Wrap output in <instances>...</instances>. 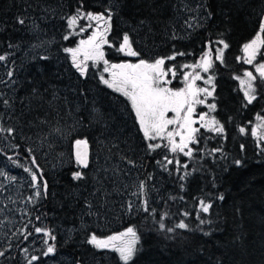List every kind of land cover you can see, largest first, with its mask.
Returning a JSON list of instances; mask_svg holds the SVG:
<instances>
[{"label": "trees", "instance_id": "obj_1", "mask_svg": "<svg viewBox=\"0 0 264 264\" xmlns=\"http://www.w3.org/2000/svg\"><path fill=\"white\" fill-rule=\"evenodd\" d=\"M175 1L177 2L110 0L114 5V14L109 39L118 47L122 34L129 32L134 40L133 47L141 52L139 58L148 57L151 60L154 57L170 56L174 52H185L187 55L183 57L193 61L208 47L209 41L223 39L229 44V48L225 50L224 63H219L212 69L215 74L213 98L217 106L214 116L224 125L225 131L222 135L215 136L202 134L200 144L193 146L197 149L193 158L176 156L181 164L188 165L186 171L190 175L185 180H179L183 170L177 173L175 164L168 165L169 171L157 164V161H162L166 155L164 149H158L151 154L144 152L140 145L138 127L126 102L113 96L95 77L75 79L74 73L69 72L68 60L52 59V53L47 54L50 57L48 60H36L22 68L18 77L19 87L13 96L16 99L15 111L11 113L13 119L9 120V113L0 108L6 124L17 128L16 138H8L6 141L10 145L9 149L16 150V156H30L26 151L29 147L33 149L31 156H35L34 146L28 145L24 140L29 142L34 133L43 134L46 130L47 125L40 124L36 118L46 117L55 124L57 121L59 125L63 124L69 114L67 110L71 109L69 92L72 91L76 95L83 93L87 97L86 100L93 99L92 109H99L111 117L106 130L109 133L115 132L117 136L113 139H117L119 143L118 147L111 148L113 152L109 151L110 148L106 149V152L118 157L139 154L136 165L141 172L138 174L136 190L141 180L147 181V206L150 209L145 212L143 197L136 196L132 210L125 207L115 226H103L100 232L90 231L99 238H106L123 232L128 227H134L139 236V251L131 264H264V151L261 150L264 143L256 146L248 133L254 119L264 117V86L258 88L257 100L246 105L239 82L234 79L235 76H242L244 70H248L241 61L240 53L243 45L255 38L260 13L264 9V0H198L204 5L205 14L211 12L212 17L206 19L202 30L194 33L184 43L174 39V33L173 36L167 34L166 26L173 17ZM78 3L79 0H0V54H6L12 49L8 47L9 42L20 46L29 43L27 29L16 24L15 18L18 15H27L39 23L41 8L48 9L50 14V21L44 24V27L48 35L55 36L54 48L72 47L74 37L67 41L63 39L67 26L65 20L60 17L74 12ZM83 3L86 11L93 12H102L108 6L106 0H83ZM142 20L145 21L144 24L140 23ZM133 30H138L137 35ZM136 39L147 48L136 46ZM104 50L111 63L121 59L115 47L105 46ZM261 51H264V47ZM176 59L170 61V64ZM171 87L177 88L178 85L172 84ZM33 88L39 90L45 101L52 99L53 92L59 99L49 107L47 103L33 98ZM21 99L24 103L20 102ZM77 112L76 119L80 120V131L74 133L72 139H87L93 148L92 134H99L96 127L99 124L90 122L91 112ZM86 120L90 122L89 126L93 125L97 130L96 134L88 132L90 128ZM240 127L246 129L244 134L240 133ZM13 143L18 144L19 148H12ZM68 143H71L70 138ZM68 143L64 148L65 153L63 151V156L68 158L66 167L54 172L45 171L43 174L48 182V195L36 209L42 215V224L56 236V240L52 241L56 251L49 256L50 260L43 263L44 260L40 258L36 264H67V256L70 260L72 258L68 264H76L77 261L79 264H123L115 251L95 249L87 243L90 234L89 221L82 219L79 223V211L86 198L83 189L88 186V167L73 165L71 144L69 146ZM220 147L223 149L222 154H209L212 149ZM236 160H240L241 164H235ZM76 171L83 172L85 178L81 181L73 180L72 174ZM105 177L109 179V175ZM220 194L224 196L223 201L216 199ZM75 195L80 196V199ZM199 199L211 200L214 205L211 215L204 217L211 219L212 224L201 226L205 231H212L210 236H204L196 230ZM151 209H155V212ZM185 211L191 215L184 217ZM165 212L169 213L165 219L167 226L172 227L183 219L193 230L178 229L179 236L175 240L167 239L166 234L159 230V220ZM70 227L75 231L79 227L80 229L77 233L74 232L69 240H62L58 230ZM9 264L15 262L11 260Z\"/></svg>", "mask_w": 264, "mask_h": 264}, {"label": "snow or ice", "instance_id": "obj_2", "mask_svg": "<svg viewBox=\"0 0 264 264\" xmlns=\"http://www.w3.org/2000/svg\"><path fill=\"white\" fill-rule=\"evenodd\" d=\"M183 10L188 12H199L200 8L204 7L202 4H197L195 7L189 6L183 3ZM127 6V5H124ZM113 7L114 5L109 4L108 7L102 12L86 11L83 0H79L78 6L71 14H65L60 18L65 20L67 26V34L63 36L65 41L69 40L73 35L79 36L89 29H92L91 33L86 39H80L75 47H65L63 52L68 54L71 62V67L75 69L76 73L80 77L86 78L89 72V62L92 63V67H97L103 64L102 72L99 76L100 83L113 89L115 92L120 93L129 102L132 112L134 113L136 123L139 126L140 132L143 134V139L146 142V150L149 154L155 152L158 149H167L172 154V158L168 155H164L162 161H157V164L165 171H169L168 165H176V172L180 173L183 170V174L179 175V180L183 181L190 175L186 171L188 165L181 164L180 160L176 158V154H182L185 157L193 158L197 149L194 145H199L202 134L201 129L206 132L215 133L216 135H222L225 131L224 125L216 118L211 115L216 110V103H208L209 97H213L215 92L214 76L209 75L205 79L201 72L209 73L215 67V61H219L221 64L225 61V50L229 48V44L223 39L217 41H209L207 50H205L198 61L191 64L181 65V69H191V71H181L183 86L180 88L170 87L172 81L177 78V68L175 65L166 67V62L175 60L177 56L187 55L185 52H174L172 55L167 57H157L153 60H147L141 57V52L133 47L134 40L129 32H124L120 38L119 46L116 47L114 43L109 39V35L112 32V18H113ZM48 11V9H45ZM212 13L207 12L206 19H211ZM81 21H87L89 23L82 24ZM16 24L27 29L28 32L32 33L36 37V43L30 45L33 49L45 48L49 43L46 40L40 39V33L43 31L39 24L36 23L35 19L27 15H18L15 18ZM144 24L145 21H140ZM184 24L188 28L201 26L198 23L197 16H190L185 19ZM264 9L260 13L258 22V31L256 32L255 38L250 42L243 45V51L245 53L244 63L253 65L255 73L253 71L244 70L243 76H235L234 79L240 83V89L243 91L244 101L246 105L252 104L253 101L257 100L258 88L264 86V60L257 61V56L264 57V51L261 48L264 47ZM220 45V47H215ZM20 45H13L11 42L8 43L9 48H18ZM105 46L109 48L115 47L116 51L124 54L128 57L139 58L137 62H121L111 63L106 58ZM13 53L0 54V62H6ZM214 56V59H213ZM50 57L47 55H34L33 60H48ZM239 59V58H238ZM15 63L14 61L12 62ZM199 69L200 71H196ZM104 73H108V78L105 77ZM15 75L14 69H9L6 72L8 80L0 79V84L8 85L9 83L15 84L16 80L13 79ZM211 87H201L197 81H201ZM259 81V84L257 83ZM32 96L34 99H38L41 102L47 103L49 107L59 99V96L53 92L52 99L45 101L43 95L38 89H32ZM24 103L23 99L20 100ZM66 102V98H65ZM16 99L9 97L6 92L0 91V108L4 112L9 113L8 119H13L11 113L15 111ZM31 101H29V106ZM197 105H204L208 111H202L197 113ZM40 124L48 125V132L44 134L43 139L47 140L49 136L55 137L57 135H63V130L59 126V122L53 124L46 117L41 119L36 118ZM111 119L110 116H106L104 112L99 109H92L89 115V120L95 124H103L105 128L108 127V121ZM258 119L264 121V117H258ZM77 123H80L78 120ZM199 127H195V125ZM264 127V124L257 125L251 129V135L258 137L261 141H264V136H260L258 129ZM119 131V130H118ZM239 131L241 134L246 132L244 127H240ZM17 128L6 124L4 119V113L0 112V139L7 140L16 138ZM163 142V143H161ZM76 161L81 168H87L89 166L87 157V139L75 140ZM81 146L85 151H81ZM113 147L118 145L113 142ZM12 148H19L18 144L13 143ZM243 148V145H241ZM264 151V147L261 148ZM26 151L31 156L33 149L27 148ZM110 151V150H109ZM223 153L222 147L214 148L211 150V154ZM12 163L16 164V161L12 157L8 158ZM122 160H126L128 164L135 166V161L128 159L125 156H121ZM31 163L36 166L37 170L32 168L24 167V171L28 172L31 176V187L35 190L26 198L28 204L36 205L41 199L46 198L48 195V182L44 179L42 172L39 170V165L36 162L34 156L32 157ZM237 165L241 164L240 160L234 162ZM17 167L22 165L17 164ZM107 171V169H105ZM120 171L119 167L113 169L114 174ZM171 174V173H170ZM0 176L7 177L10 181H14L16 177L8 176V174L0 169ZM73 180L81 181L85 178V174L81 171H76L72 174ZM148 179H151L149 175ZM127 187V186H125ZM183 188V184H181ZM133 196L143 197V210L145 212L150 211L148 208L147 198V181L141 180L137 186V190L132 192ZM9 200L12 198L9 196ZM175 199V197H172ZM182 199V197H181ZM216 199L220 201L224 200L223 194H220ZM15 203V201H13ZM134 202L128 203V209L131 211ZM91 207V205H89ZM213 202L211 200L199 199L198 200V212L196 219L198 220L197 229L204 236H210L211 230L205 231L203 225L212 224L211 219H205V215L210 216L213 210ZM3 211V209H0ZM155 212V209H151ZM25 216H31V213L24 210ZM191 213L185 211L184 217H188ZM169 216V213L165 212L161 215L159 220V230L166 234V238L169 240H175L179 233L177 230L192 231L190 225L181 219L174 226L169 227L165 223V219ZM34 219L36 221L42 220V215L37 214ZM31 225V228L29 227ZM19 235L27 240L29 236L33 234L42 235L46 237L43 243L46 245V250L43 251L42 255L47 257L54 254L56 246L54 243L49 241H55L56 236L52 234V230L45 227L43 224L33 225L32 220L29 219L22 228L18 229ZM16 235V233H13ZM181 239H183L181 237ZM139 242V236L137 230L134 227H128L123 232H119L110 235L106 238H99L95 233L91 234L87 239V243L93 245L97 249H111L119 254V259L123 261V264H131L134 256L139 251L137 247ZM11 247V245H9ZM7 250H0V257H4ZM25 253L28 252L27 248H24ZM38 256H31L28 259V264H33V261L39 260ZM79 264V261L76 262Z\"/></svg>", "mask_w": 264, "mask_h": 264}, {"label": "rangeland", "instance_id": "obj_3", "mask_svg": "<svg viewBox=\"0 0 264 264\" xmlns=\"http://www.w3.org/2000/svg\"><path fill=\"white\" fill-rule=\"evenodd\" d=\"M106 2L108 3V6L109 4H111L110 0H106ZM183 3H186L192 7H195V5L197 4H201V2H199L198 0H183ZM172 13H173L172 14L173 17L166 26L167 34L173 36L174 33V36L176 37L174 39L179 40V42L181 43L186 42V40H188V38H190L194 33H196L199 30H202L203 26L206 23V18H205L206 14L204 12L203 7L200 8L198 13L188 12L183 10L182 0H177V2L173 6ZM190 16H197L198 23L201 26L188 28L184 24V21ZM39 18H40L39 19L40 22L38 23V21L36 20V23L39 24L40 28L43 30L40 33V39L49 42L45 46V48H38V49L31 48L30 45L36 43V37L32 33L28 32V36L30 38L29 43L20 46L19 48H12L9 50L8 53H13V55H11L9 57V60L6 62L7 66H5V62H0V79L8 80V77L6 76V72L10 68L14 69L15 71V75L13 79L16 80V83L14 85L11 83H9L7 86L4 84H0V91L6 92L10 97L14 96L17 88L19 87L20 82L18 81L19 80L18 77L21 74L22 68L26 65L34 63L36 60H33L32 57L37 54L47 55L48 53L49 54L52 53L53 54L51 57L52 59L55 58L67 59L69 72L74 73L73 77H76L75 79L82 78L79 76L78 73H76L75 69L71 67L70 58L68 54L63 52V48H59L56 46L54 48L53 39L55 36L53 34L48 35L44 27V24L50 21L48 20V18H50L49 12L41 8ZM81 23L86 24L89 22L81 21ZM91 31L92 29H89L88 31H86L85 33L79 36L73 35L72 37H74V42L72 44V47H75L80 39H86L87 36L91 33ZM133 31L135 32L134 34L137 35L136 32L138 30L136 31L133 30ZM135 45L138 46L139 48H147L144 43H141L138 40L136 41ZM215 47H220V45H215ZM53 48H54V52L52 51ZM205 50H207V48ZM204 51L198 54L193 61H190V59L184 58L183 56H180L179 58L176 59V61L172 62L171 64L170 61H167V67L175 65L177 68V78L172 81L173 85L176 86L178 85L177 88L183 86L182 83L183 77L182 75H180V72L191 71V69H181L180 66L183 64L195 63L200 59ZM117 54H119L120 57L125 56L124 54L119 52H117ZM60 55H62V57H59ZM244 57H245V53L242 48L241 50L242 63L244 64V66L248 68L249 71H253L255 73V68L253 65L244 63ZM153 59H155V57L152 58V60ZM260 60H264V57L258 55L257 61ZM13 61L15 62L14 64L12 63ZM219 63H220L219 61H215V65ZM102 69H103V64H100L97 67H92V63L89 62V72L86 78L95 77L97 81L100 83L99 76L102 72ZM196 71H200V70L196 69ZM104 75L106 78H108V73H104ZM201 75L205 79H207L209 75H213L215 80V75L212 70H210L209 73L201 72ZM197 83L201 87H209V88L211 87L210 85L205 84L203 80L197 81ZM257 83L259 84V81H257ZM100 85L109 89V91L113 94V96L119 95L120 97L126 100V98L123 97L120 93L115 92L113 89L108 88L102 83H100ZM239 87H240V83H239ZM241 92L243 95V91ZM69 94L70 96H68V100L70 99L69 106L71 107V109L67 110L69 114H67L66 116L67 119H65V121L63 122L64 125L63 124L59 125L63 130V135H57L55 137L49 136L47 140H44L43 136L49 130L47 125L46 130L44 131L43 134L34 133L32 135L33 137L30 139L29 141L30 143L28 142L27 139L24 140V142H27L28 145L32 144V146H34L33 147L35 149L34 158L36 159V162L38 161L37 164L39 165V170L42 172V174H44L45 171L54 172L59 168L66 167L65 165L68 162V158L66 159V156H63V151L65 153L64 150L65 145H67L69 138L71 143L75 142V140L77 139H72V136L74 135V133H78L80 131V128H78L80 126V123H77V120L79 119H76L78 113L77 111L86 110L88 112H92V107H94L92 106L94 102L93 99L89 101L86 100L87 97L86 95H83V93L76 95L74 92L70 91ZM212 100L213 97H209L207 102L212 103ZM126 105L128 106L131 113L132 109L127 100H126ZM202 111L205 112L208 111L207 107L204 105H197V113ZM83 115L85 116V114ZM118 115L121 116L120 112H118ZM131 115L133 116V119H135L133 112L131 113ZM87 123H88L87 124L88 127L90 128L88 132L91 131V132H95L96 134L97 130H95L94 126L93 125L89 126L90 125L89 121H87ZM261 124H264V121L255 118L254 121L251 123L250 127L248 128L249 137L254 141L256 146L261 143H264V141H261L258 137H253L251 135V129ZM62 125L65 126L66 128L63 127ZM136 125L138 127V131L140 132L137 123ZM96 127L98 129L99 134L96 135L92 134L93 136L92 142H94L93 149L101 146V150L99 151V153L93 152V155L89 156L88 186L86 189H83L84 193H86V195L84 194L86 198L83 201L84 203L82 209L79 211L80 214L79 223H81L82 219L88 220L89 221L88 230L89 231L95 230L97 232H100L103 226H106L107 228L115 226L118 223L119 216L123 212V209L125 210L126 207V209L129 210L128 203L130 201L135 202L137 197L133 196L132 192L136 191V184L138 183V177H139L138 174L141 171L139 170L138 165H136L138 163L137 156L139 154H133L134 156L132 157L125 156L128 159L131 158L132 160H134L135 166L127 164V162L121 159V156L118 157V156L109 155L108 152H106L107 151L106 149L113 148L112 146L113 142H115L116 144L119 143L117 139H113V137H116L117 135L115 134V132L109 133L104 125L102 126L101 124H99V126ZM195 127H199V125L197 124L195 125ZM83 128L85 129L84 125ZM258 133L260 136H264V127L258 129ZM201 134H212L213 136H215V133L206 132L203 129H201ZM140 135H142L143 137L142 132H140ZM71 143H68V145L70 146ZM53 145H58V146H53ZM9 147L10 145L6 140L4 141V139H0V169L5 171L8 174V176L16 177L14 181H10L7 177L0 176V209H3V211H0V250H7L5 256L0 257V264H9L11 260L14 261L15 264H28V259L33 255L40 257L42 260H44L43 263H45V261L49 259V256L53 255L51 254L47 257L42 255L43 251L46 250V245L43 243V240L46 239V237H43L42 235L38 236L36 234H33L32 236H29L27 240H24L23 237L19 235V232H17V230L22 228L23 225L27 223L29 219L32 220L33 225L42 224V220L36 221L34 219L37 213L40 212L38 209H36V206L41 203L42 199L35 206L32 204H28L26 202V198L29 195H31L35 189L30 186L31 176L28 172L24 171V167L32 168L35 171L36 166L33 165L30 161L32 160L33 156H16L15 154L16 150L12 151L11 149H9ZM133 148L135 149L136 147ZM166 155L172 156V154L169 153L167 149H166ZM176 156H183V155L178 153L176 154ZM9 157H12V159L16 161V164L12 163V161L8 159ZM17 164L22 165V167H17ZM73 165L78 167L74 161H73ZM117 166L119 167L120 171L114 174L113 169L117 168ZM105 169H107V171H105ZM108 175H109V179L105 177ZM130 188L132 189L128 191ZM9 196L12 198L11 200L8 199ZM75 197L80 199V196L78 195H75ZM13 201H15V203H13ZM89 205H91V207H89ZM24 210L29 211L31 213V216H25ZM29 227L31 228V225ZM79 229L80 227L77 228L76 231L71 227L64 229L60 228L58 232L60 238L66 241L71 238L74 232L77 233ZM13 233H16V235H13ZM89 233L90 234L88 238L94 232L90 231ZM49 242L52 243V241ZM9 245H11V247H9ZM91 246L96 249V247H94L93 245ZM24 248L28 249L27 253L23 251ZM66 260H68L66 262L68 264L72 261V258L70 260L67 256ZM38 261L39 260L33 261V263L36 264L38 263Z\"/></svg>", "mask_w": 264, "mask_h": 264}, {"label": "flooded vegetation", "instance_id": "obj_4", "mask_svg": "<svg viewBox=\"0 0 264 264\" xmlns=\"http://www.w3.org/2000/svg\"><path fill=\"white\" fill-rule=\"evenodd\" d=\"M119 58H121L120 60H119V62H116V63H121V62H126V61H128V62H132V63H135V62H137V60L139 59V58H137V57H126V56H121V57H119ZM240 58H241V53H240ZM145 59H147V60H151V58L149 59L148 57L147 58H145ZM166 67H167V64L165 65ZM215 75V74H214ZM240 88V87H239ZM117 96V98H118V100H121V101H123V102H126V100L124 99V98H122V97H120L119 95H116ZM213 102H214V98H213ZM132 113V112H131ZM212 115H214L215 114V112H212L211 113ZM139 132V131H138ZM139 134H140V132H139ZM140 137H141V139H140V141H141V143H140V145L142 146V148H143V150L144 151H146V153H148L147 152V150H146V142L144 141V139H143V137H142V135H140ZM84 139V138H83ZM74 143V142H73ZM73 143H71V145L73 144ZM161 143H163V142H161ZM88 148H89V151H88V161H89V156H92L93 155V152L94 153H99V151L101 150V146L100 147H97V148H91V146H90V144L88 143ZM162 149H164V148H162ZM71 150V149H70ZM108 150V149H107ZM165 150V152H166V149H164ZM103 151V150H102ZM110 151L111 152H113V150H111V148H110ZM108 154L109 155H111L109 152H108ZM149 154V153H148ZM72 156V155H71Z\"/></svg>", "mask_w": 264, "mask_h": 264}, {"label": "water", "instance_id": "obj_5", "mask_svg": "<svg viewBox=\"0 0 264 264\" xmlns=\"http://www.w3.org/2000/svg\"><path fill=\"white\" fill-rule=\"evenodd\" d=\"M70 149H71V155H72L73 161L77 164V161H76V151H77V148H76L75 142L70 146ZM81 151H85V149L83 148V146H81ZM86 151H87V157H88V151H89L88 146H87ZM77 166L80 167L78 164H77ZM35 170H37V169L35 168Z\"/></svg>", "mask_w": 264, "mask_h": 264}]
</instances>
